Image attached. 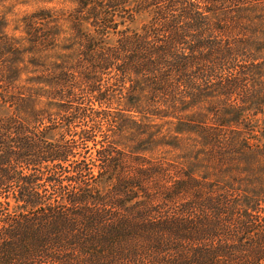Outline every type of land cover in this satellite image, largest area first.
Segmentation results:
<instances>
[{
    "label": "trees",
    "instance_id": "obj_1",
    "mask_svg": "<svg viewBox=\"0 0 264 264\" xmlns=\"http://www.w3.org/2000/svg\"><path fill=\"white\" fill-rule=\"evenodd\" d=\"M253 1L251 10L264 7ZM76 2L68 18L52 10L24 17L20 37L8 36L0 19V96L18 112H33L0 116V264H264V147L253 143L255 130L238 152L219 131L180 122L163 147L185 155V136L194 133L210 149L189 152L196 162L188 164L146 156L157 134L128 152L86 133L81 139L96 155L79 158L72 144L50 138L63 115L32 108L47 98L73 118L81 109L70 103L86 85L99 109L111 108V93L121 87L124 111L140 120L189 114L204 102L209 114H219L217 93L224 114L249 106L261 112L264 45L242 71L244 53L230 36L235 19L244 20L233 3L239 0ZM145 13L150 20L140 30L129 27ZM63 20L68 31L59 27ZM227 69L235 76L219 80ZM235 158L250 160L244 204L238 180L211 178L234 173ZM201 167L211 172L200 174Z\"/></svg>",
    "mask_w": 264,
    "mask_h": 264
},
{
    "label": "rangeland",
    "instance_id": "obj_2",
    "mask_svg": "<svg viewBox=\"0 0 264 264\" xmlns=\"http://www.w3.org/2000/svg\"><path fill=\"white\" fill-rule=\"evenodd\" d=\"M226 1V0H225ZM241 1V3H240ZM237 5L239 11H242L244 20H238L234 24V32L230 35L232 37V42L238 41V44L241 46L243 57L238 58L239 68L243 71L250 69V66H247L248 63H245L247 60H250L252 53L255 52V48L258 44L264 45V7L257 9H250L255 6L253 0H239V2H233ZM77 7L76 0H0V19L4 18L7 22L6 34L8 36L20 37L23 35L22 29L17 30L20 25V21L28 15H31L40 10H52L58 14L64 15V18H68L69 14L74 11ZM150 15L145 13L137 17L135 22L129 25L130 28L134 30H140L144 24L149 22ZM215 21L214 23H216ZM217 24V23H216ZM215 24V25H216ZM217 26V25H216ZM59 27L65 31H68L67 21H61ZM53 54V53H50ZM49 54V56H50ZM54 55V54H53ZM52 55L50 61H56V58ZM257 59L261 57H256ZM29 62V61H28ZM246 67V68H245ZM236 74L234 69H227L224 72L218 73L219 80L231 79ZM219 80L212 82L210 85H213V88L217 85ZM107 84V83H106ZM214 92V89H211ZM113 96H115L114 104L111 108L99 109L96 106L94 100H92L87 86L83 85L81 92L77 94L76 99L72 105V108L76 110L81 109L80 114L75 113L74 117L70 115L72 111L65 113L60 111L57 104L59 103L54 100H48L47 98H42L36 101L32 105V108H35L36 114H62L61 118L56 117V124L53 126L55 129L50 133V138L52 140H64L65 142L72 144L76 149L79 158L82 156L85 157H94L96 150L93 147V143L84 142L81 139L83 134H89L92 139L100 142V145H109L112 148V151H117L116 147L119 150L132 151L136 148L142 147L143 143L153 135L157 134L158 143L157 145H146L148 151L144 154L148 157L160 158L163 157L167 161H182V163H195L196 160L190 159L187 156H190L189 152L203 151L207 154L210 152V149L204 148L198 142H196L197 136L194 133H190L188 138L190 145L187 148V151L184 153L179 150H174L170 147L165 148L161 144L166 140H170V137L176 134V130L180 122H185L188 128L198 129L199 126L205 130H214L219 131L218 133L224 134L227 138L234 139L236 144L235 148L238 152H242L245 145L250 144V132L255 130L253 143L264 147V108L261 112L256 113V110L250 111V106L248 110H245L242 114H235L236 112H231L229 114H224L221 110L225 105L219 101L221 95L218 93L215 94L212 103L215 104V108L218 110L219 114H209L207 108L210 106L209 102H204L202 108H197L191 111L189 114H159L155 116L153 114H147L145 118L141 119L136 117V114H128L124 111L126 106L127 96L123 92L121 87H115ZM232 102H238V105L241 106V102L237 98H233ZM62 103V102H61ZM233 104V103H232ZM248 107L245 106V109ZM8 114H33L30 109L27 111H16L13 107H10V104L4 103L2 97L0 96V116H5ZM77 114V115H76ZM88 115L89 117H84ZM28 117L30 115H27ZM64 118L72 119V124H68L63 121ZM122 119L129 125L120 127L118 125V120ZM138 122V127L133 125V122ZM189 124H192L189 125ZM226 125V126H225ZM142 128V129H141ZM140 132V134H139ZM164 136H166L164 138ZM253 136L251 138H253ZM250 146V145H249ZM99 147V145H98ZM151 149V151H150ZM250 153V149H246ZM205 153V154H206ZM181 155V156H180ZM204 158V157H203ZM231 161V160H230ZM235 163L239 166H235L236 169L234 173L225 175H217L211 178L218 180L225 179H235L238 180L239 192V204H244L245 195H249L250 192V173L244 171L247 169L248 162L241 159L235 158ZM87 163H90L88 161ZM95 174H97V167H93ZM200 174H207V168L201 167L198 169ZM212 174V173H211ZM209 175V174H208Z\"/></svg>",
    "mask_w": 264,
    "mask_h": 264
}]
</instances>
